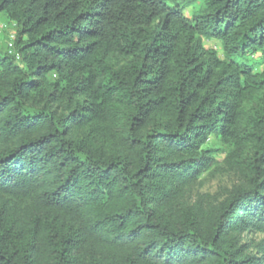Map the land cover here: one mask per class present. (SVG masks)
<instances>
[{"label": "trees", "instance_id": "obj_1", "mask_svg": "<svg viewBox=\"0 0 264 264\" xmlns=\"http://www.w3.org/2000/svg\"><path fill=\"white\" fill-rule=\"evenodd\" d=\"M0 15V264H264V0Z\"/></svg>", "mask_w": 264, "mask_h": 264}, {"label": "rangeland", "instance_id": "obj_2", "mask_svg": "<svg viewBox=\"0 0 264 264\" xmlns=\"http://www.w3.org/2000/svg\"><path fill=\"white\" fill-rule=\"evenodd\" d=\"M186 14L191 16V11L187 10ZM15 37V31L12 26L9 25L8 21L4 17V15H0V44H11ZM204 45L207 49H213L219 53L222 57V48L221 45L215 40H204ZM259 55L256 56L258 58ZM203 186L199 189V191L203 194H210L212 196H219L224 192L225 189L231 188L233 184L236 183L237 178L232 174H222L217 177H210L207 175L202 176ZM250 237H254L257 240H261L263 238L262 235H251Z\"/></svg>", "mask_w": 264, "mask_h": 264}, {"label": "built area", "instance_id": "obj_3", "mask_svg": "<svg viewBox=\"0 0 264 264\" xmlns=\"http://www.w3.org/2000/svg\"><path fill=\"white\" fill-rule=\"evenodd\" d=\"M12 38H15V37H12Z\"/></svg>", "mask_w": 264, "mask_h": 264}]
</instances>
